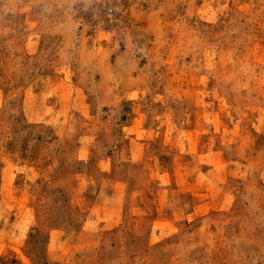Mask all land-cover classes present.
Listing matches in <instances>:
<instances>
[{"label":"rangeland","instance_id":"rangeland-1","mask_svg":"<svg viewBox=\"0 0 264 264\" xmlns=\"http://www.w3.org/2000/svg\"><path fill=\"white\" fill-rule=\"evenodd\" d=\"M0 264H264V0H0Z\"/></svg>","mask_w":264,"mask_h":264}]
</instances>
